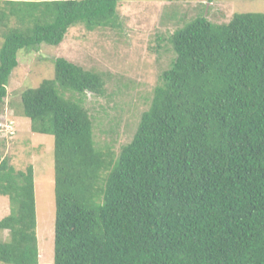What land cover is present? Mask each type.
<instances>
[{"label":"trees","instance_id":"1","mask_svg":"<svg viewBox=\"0 0 264 264\" xmlns=\"http://www.w3.org/2000/svg\"><path fill=\"white\" fill-rule=\"evenodd\" d=\"M118 0H0V109L17 53L67 30L121 27ZM131 140L115 155L83 106L104 81L65 59L22 92L31 131L54 139L52 264H264V13L197 15L167 38ZM3 264H38L33 167L0 162Z\"/></svg>","mask_w":264,"mask_h":264},{"label":"rangeland","instance_id":"2","mask_svg":"<svg viewBox=\"0 0 264 264\" xmlns=\"http://www.w3.org/2000/svg\"><path fill=\"white\" fill-rule=\"evenodd\" d=\"M117 11L119 29L89 31L79 22L59 45L43 43L19 51L8 78L0 109V162L6 159L15 171L33 167L38 264L53 262L54 139L31 131L30 120L22 114V92L52 79L59 58L100 74L104 95L88 93L83 106L93 119L98 146L111 147L117 155L131 140L159 75L174 58L169 35L199 14L213 23H227L234 13H264V0H118ZM8 214V198L0 196V219ZM7 237V231H0V241Z\"/></svg>","mask_w":264,"mask_h":264}]
</instances>
